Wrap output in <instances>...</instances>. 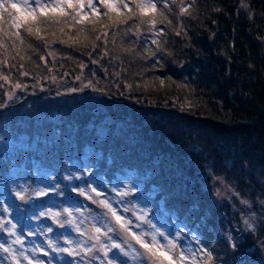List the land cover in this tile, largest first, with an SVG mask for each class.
Returning <instances> with one entry per match:
<instances>
[{"label": "trees", "instance_id": "1", "mask_svg": "<svg viewBox=\"0 0 264 264\" xmlns=\"http://www.w3.org/2000/svg\"><path fill=\"white\" fill-rule=\"evenodd\" d=\"M128 6L118 4V19L131 32L111 29L101 11L95 27L109 29L107 44L87 20L65 28L85 29L75 47L45 46L23 28L17 47L0 35V202L14 171L65 179L89 158L108 189L131 175L150 209L198 235L211 253L200 264H264V0H159L163 31L152 40ZM3 16L0 26L15 31ZM60 26L41 32L67 39Z\"/></svg>", "mask_w": 264, "mask_h": 264}, {"label": "rangeland", "instance_id": "2", "mask_svg": "<svg viewBox=\"0 0 264 264\" xmlns=\"http://www.w3.org/2000/svg\"><path fill=\"white\" fill-rule=\"evenodd\" d=\"M94 6L99 7L100 13L105 9L103 5L96 4L95 0ZM86 12L91 16L87 6L81 15ZM157 36L155 31H151L149 39H156ZM38 171L31 176L14 171L4 183L9 196L0 202V245H3L0 248V264H143L142 258L133 259L137 253H143L144 249L132 233L139 235L154 230L137 219V216L143 215L140 209H150V202L147 197L139 195L140 186L132 181L131 175L120 176L108 189L107 185L96 178L95 165L89 158L74 163L73 173L69 175L71 179L61 177L57 180L48 170ZM59 183L63 187L65 184V192L72 193L71 197L67 196L65 200L60 195ZM129 186L135 188L131 195H118V192L127 190ZM90 187L97 188L102 195L97 196L90 191ZM71 188H82L93 200H107L119 215L131 221L128 230L116 223L108 209L80 195L79 191L71 192ZM40 190L46 191L47 195H35ZM33 199L36 203L31 202ZM65 209L70 210L72 215L69 216ZM148 218L182 247L188 257L183 264H200L203 244L198 235L189 238L181 235L180 226L174 227L161 208L156 209V212L150 209ZM49 228L51 231H48ZM96 228L101 231L97 233ZM110 228L112 231H109ZM144 239L150 240L151 236H144ZM160 239L162 243L165 242ZM113 244H119L121 248H114ZM4 248L8 251H4Z\"/></svg>", "mask_w": 264, "mask_h": 264}, {"label": "snow or ice", "instance_id": "3", "mask_svg": "<svg viewBox=\"0 0 264 264\" xmlns=\"http://www.w3.org/2000/svg\"><path fill=\"white\" fill-rule=\"evenodd\" d=\"M157 2H159V0H128V2H125V0H95L96 4L103 5V7L106 9V11L103 13V16L106 17L110 22L111 29L126 32L132 31V25H128L127 21H120L118 19L121 13L120 8L117 7V4L119 3L123 9H126L128 12H132V9L128 6L129 3H132L136 8V12L133 13V16L139 18V22L141 24L149 25V31H155L156 35H160L163 30H157L155 27L157 23L155 15L157 13ZM85 6H87V8L89 9L91 16H89L87 12L84 13V15H81V13L85 9ZM164 6L166 7L167 5L165 4ZM245 7L247 6L245 5ZM10 9L14 10V12L16 13L14 18H12V13L9 11ZM69 10H71V12H69ZM182 12H188V8L183 7ZM4 13H8L9 17L12 18V22L8 27L14 28L15 31H8L3 26H0V35L8 37L9 39L15 37V40L12 42L13 47H17L15 43L16 40H18L20 44L25 43V38L22 37L20 33L21 28H23L28 37H32L37 41L43 42L45 46H50L51 44L59 42L61 44H66L68 47H75L78 44H83V40L79 39V37L85 31V29L77 28L75 36H71L65 32V28L68 27L72 22H74L76 25H81L86 20L91 26L89 31L97 33L95 35V41L103 40L104 44H107L109 42V29L102 28L97 30L95 27L97 22L100 20L101 14L99 7L94 6V0H87L86 4L85 0H17V2H12V0H0V24H2L4 20ZM110 13H116V18L110 15ZM149 14H152L150 15L149 19H143L144 16H147ZM160 15H163V13H160ZM64 17H70V20H65L63 19ZM121 24L127 25V29H121ZM57 25H61L58 28V31L64 36H67V39L57 37L56 32H51L47 35L41 32L42 27L47 29L48 27ZM138 31L139 29L137 27V32ZM179 34L180 33H177V35ZM49 35L52 37V39L48 38ZM84 40H87V37H84ZM112 42L114 43L115 41ZM152 43L158 44L156 40H153ZM98 46L99 45H97L94 41L92 42L93 51H95ZM28 47L31 48L32 44L29 43ZM0 48H5V45L2 41H0ZM4 55H7L6 48ZM49 55H51V53H49ZM105 55H107V52H105ZM153 55H155V53H153ZM21 58L23 59V57ZM40 59L45 60V63H47L45 57L41 56ZM0 64H6V61H0ZM20 67L23 68V64H21ZM22 74L25 76L28 75L27 72H23ZM0 79L7 81L8 77L5 75H0ZM159 82L162 87L165 85L164 80L160 79ZM144 86L147 87L148 85L145 84ZM15 87L21 88L22 85L17 83ZM129 87L131 88V85H129ZM71 91L75 92L77 90L72 89ZM12 98V94H9V99ZM2 106L3 105H0V107ZM71 178L72 177H69V179ZM73 191H79L80 195L87 196V199L93 200V197L91 195H88L82 188H74ZM90 191L96 193L97 196L102 195V193L97 191V188L95 187H90ZM113 191H116V189L113 188ZM134 191L135 188L129 186L127 190L118 192V195L121 197H127ZM17 195L20 194L17 193ZM35 195L43 196L47 195V192L40 190L37 191ZM20 198L24 199L23 196H20ZM93 203H98L103 208L108 209V213H110V215L115 218L116 223L126 231L128 230L127 226L131 224V221L125 220L123 216L119 215L117 210L113 208L111 203H109L107 200H93ZM244 203L247 202L245 201ZM76 210L80 211L79 208H77ZM64 211L67 212L69 216L72 215L70 210L65 209ZM140 211L143 213V215L137 216V219L142 220L154 231H152L151 233H142L139 235L137 233H132V236L137 240L141 248L144 249L143 253H137L136 256L133 257V259L140 257L142 258L143 264H183V262L187 260L188 257L185 256L182 247L176 242L175 239L170 238L169 234H167L165 231H162L152 223V221L148 218V212L150 211V209L145 208L140 209ZM108 213H106L105 215H107ZM40 215H44V213H41ZM55 215H59V213H56ZM244 223L249 228L253 227V225L250 224L248 220H245ZM48 231H51V229L49 228ZM100 231V228H96L97 233H99ZM109 231H112V229L110 228ZM147 235L151 236L150 240L144 239V236ZM160 238H162L165 242L162 243ZM229 239L231 238L229 237ZM112 246L117 249L121 248V245L119 244H113ZM231 246L235 247L236 245L232 243ZM0 248H3V245H0ZM4 251L7 252L8 249L4 248ZM61 251H67V249H61ZM204 251L207 253V249H204ZM125 255H127V253H125ZM207 255L209 260H211V253H207Z\"/></svg>", "mask_w": 264, "mask_h": 264}]
</instances>
